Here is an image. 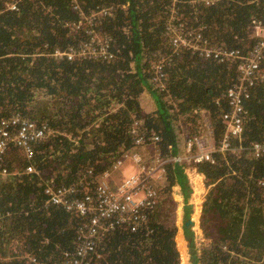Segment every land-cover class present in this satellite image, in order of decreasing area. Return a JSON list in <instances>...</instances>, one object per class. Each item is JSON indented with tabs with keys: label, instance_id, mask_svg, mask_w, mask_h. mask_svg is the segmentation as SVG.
Segmentation results:
<instances>
[{
	"label": "trees",
	"instance_id": "obj_1",
	"mask_svg": "<svg viewBox=\"0 0 264 264\" xmlns=\"http://www.w3.org/2000/svg\"><path fill=\"white\" fill-rule=\"evenodd\" d=\"M7 3L15 10H6ZM99 10L108 14L87 19ZM254 22L264 24L259 0H0V121L19 114L52 131L33 147L30 162L16 148L3 159L11 176L0 179V264H31L27 255L55 264L75 250L85 220L46 204L45 186L103 182L133 148L135 120L142 119L141 131L158 135L163 159L179 152L173 124L180 118L184 125L195 123L194 110L210 112L218 142L224 97L238 78L235 63L174 47L167 28L178 26L199 45L246 54L258 41L251 35ZM92 37L99 40L93 49L105 44L111 58L53 57L56 51L75 53ZM260 72L263 78L243 99L241 141L213 154L212 163L195 165L207 186L216 185L201 210L208 244L192 252L191 264H264V157L247 152L264 143V66ZM145 92L154 100L150 113L141 108ZM29 164L36 174H22ZM163 178L152 186L155 197L138 229L106 234L90 264H180L172 193L176 187L183 196L182 229L193 248L184 225L192 189L181 163H167Z\"/></svg>",
	"mask_w": 264,
	"mask_h": 264
},
{
	"label": "built area",
	"instance_id": "obj_2",
	"mask_svg": "<svg viewBox=\"0 0 264 264\" xmlns=\"http://www.w3.org/2000/svg\"><path fill=\"white\" fill-rule=\"evenodd\" d=\"M213 1L205 0L206 3H213ZM259 1L264 4V0ZM5 8L6 10H15V5L7 3ZM107 14L108 11L99 10L87 19ZM174 14L175 11L172 10V16ZM169 20L172 22L174 17H170ZM167 35L171 38V44L176 48L184 46L199 52L205 59L235 63L238 73L237 82L225 94L226 108L219 115V123L223 128L221 138L218 142L214 140L210 112L194 110L192 116L195 123L187 124L193 126V132L188 135L180 134L182 127L187 129L182 118L178 120V123L173 124L176 140L183 137L186 142L183 147H179V152L175 157L163 159L158 151L160 142L158 135L155 133L146 134L141 131L143 121L138 119L133 122L130 128L133 148L123 153L110 172L103 174V178H101L104 179L103 182L94 185L90 181L80 179L73 185L56 188H52L51 183L46 184L44 190L46 204L62 207L66 212H73L85 220L77 230L75 250L72 253H65L62 260L55 264H90L89 259L95 254L96 246L106 234L115 229L136 231L144 220L143 209L149 208L153 203L152 200L155 197L152 188L153 182L155 179L163 177L164 167L167 163L183 164L189 184L192 186L193 180L199 174L195 165L204 162L212 163L213 154L228 152L232 140L241 141L246 117L242 103L243 99L247 97L246 90L255 80L263 78L260 69L261 66H264V24L252 23L251 35L258 41L246 54L199 45L197 40H186L179 34L178 26L171 23L167 28ZM98 41L97 37H92L91 42L82 45L80 50L75 53L72 50L68 52L56 51L53 57L72 59L74 55H78L102 59L111 58L107 54L105 44L101 45L102 48L98 51L93 49L92 46L99 43ZM156 67L160 71V67ZM51 135L52 131L49 127H39L19 114L2 119L0 121V178L5 179L11 176L9 171L3 167V159L11 148L21 151L23 157L30 162L33 158V147ZM147 149L152 151L151 159L148 162L139 153ZM247 152L255 159L264 157V143L252 144ZM125 161L131 162L136 167V170L130 175L122 171V167L127 163ZM22 174H36V171L29 164L24 168ZM202 178L204 180L203 176ZM260 185L264 188V182H261ZM209 187L213 188L214 185H209ZM26 260L31 264H43L29 255L26 256Z\"/></svg>",
	"mask_w": 264,
	"mask_h": 264
},
{
	"label": "rangeland",
	"instance_id": "obj_3",
	"mask_svg": "<svg viewBox=\"0 0 264 264\" xmlns=\"http://www.w3.org/2000/svg\"><path fill=\"white\" fill-rule=\"evenodd\" d=\"M153 103H154L153 98H151V96H150L149 93H146L145 92L143 94L142 98H141V108L145 111V113H150L151 111H153V106H154ZM185 126H187V129H186V127H184V128L182 127L181 128V132H180L181 135H188V134H190V133L193 132V126H190V125H185ZM175 128L177 129L176 126H175ZM194 129H195V127H194ZM183 139H184L183 137H180V140H179L180 147L182 146V140ZM139 153L141 154V156L143 157V159L146 162H148L151 159V156L150 155H151L152 151L150 149L144 150L143 152H139ZM125 162H127V163L122 167V171L125 172V174L130 175V174H132L136 170V167L131 162L130 163L128 161H125ZM161 178H163V177H161ZM161 178L155 179L154 182H153V186L154 185H160V181H163L164 180V179L161 180ZM199 181H200L201 186L204 185V188L206 190L203 191L201 189V187H199V189L196 190L195 198H196V201L198 202L199 197L203 196V194L205 193V195H204L205 197L202 200L203 203H204L205 202V198L207 197L206 195L208 194V190L211 189V188L205 184V181L204 180H203V182H202V180H199ZM215 185H216V183L214 184V186ZM182 201L179 202V200H178V202H175L176 205H175V210H174V214H173V217H172V222L177 227V234L175 236V241H176V245L178 246V249L180 250V257H181V254L183 253V257H182L184 259L183 264H191L192 263V261H191V254H192V252H197L198 253V250L200 249V247L201 246H204L205 244H208V243H207V241L204 240V237H203L204 234H203V231L201 229V223H200V220H201V217H202V211H201V213H200V220H199V224H200L199 229L201 231V232L200 231L199 232L202 233V237H203L202 238V243L201 244L199 243L201 246L200 247L197 246V245H199L198 242H195L194 243V238H195L194 233H195V231H197V229L193 230L192 229V225H191L189 231H192V244H193V248H191L190 246H187L186 241H187V239H189V234L188 235L187 234L185 235L183 233V229H182L183 221L185 219L184 217L186 215V211L187 210L185 209L186 208V205L184 203V199ZM190 211L192 212L193 209L190 208ZM198 211H199V209H194V212H195L196 215L199 213ZM190 213L188 214V219H190ZM193 236H194V238H193ZM179 237H180V240L181 241H178V238Z\"/></svg>",
	"mask_w": 264,
	"mask_h": 264
},
{
	"label": "crops",
	"instance_id": "obj_4",
	"mask_svg": "<svg viewBox=\"0 0 264 264\" xmlns=\"http://www.w3.org/2000/svg\"><path fill=\"white\" fill-rule=\"evenodd\" d=\"M130 174V173H129ZM1 180H4V178H0ZM6 179V178H5ZM199 180H202V182H203V178H202V175L201 174H198L197 176H196V178H195V180H193V185L191 186V189H192V191H191V193H190V196H189V199H188V205L190 206V208H192V209H199V213L196 215L195 214V212L194 211H190L191 213H190V220H191V225H192V229L193 230H195V229H197V231H195V233H194V236H195V238H194V236H193V238H194V243L195 242H198V244L200 243H202V238L204 237H202V233H200L201 231H200V229H199V226H200V224H199V220H200V213H201V209H202V204H203V199H204V195H205V193L203 194V196H201V197H199V199H198V202L196 201V198H195V193H196V190L197 189H199V187H201V189L203 190V191H205L206 189L204 188V185H202L201 186V184H200V181ZM202 191V192H203ZM177 192V193H176ZM176 195H175V194ZM175 196H174V195ZM173 201H174V203L175 202H178V200H179V202L180 201H182L183 200V197L181 196V194H180V189L179 188H174L173 189ZM180 194V195H179ZM183 202V201H182ZM176 204V203H175ZM182 225V224H181ZM200 231V232H199ZM178 241H181L180 240V237L178 238ZM188 241H189V243H188ZM190 239H187V241H186V244H187V246H189L190 245ZM197 245L198 247H200L201 245ZM196 245V244H195ZM177 250H179L178 249V246H177ZM184 250V249H183ZM199 251V250H198ZM178 253H179V256H180V250L178 251ZM183 257V253L181 254V259H180V264H183V262H184V259L182 258Z\"/></svg>",
	"mask_w": 264,
	"mask_h": 264
},
{
	"label": "water",
	"instance_id": "obj_5",
	"mask_svg": "<svg viewBox=\"0 0 264 264\" xmlns=\"http://www.w3.org/2000/svg\"><path fill=\"white\" fill-rule=\"evenodd\" d=\"M191 220L190 219H187V221L184 223V225H185V227H187V228H189V227H191ZM188 243H189V241H188Z\"/></svg>",
	"mask_w": 264,
	"mask_h": 264
},
{
	"label": "bare ground",
	"instance_id": "obj_6",
	"mask_svg": "<svg viewBox=\"0 0 264 264\" xmlns=\"http://www.w3.org/2000/svg\"><path fill=\"white\" fill-rule=\"evenodd\" d=\"M198 111H202V110H198ZM219 140H220V139H219ZM185 142H186L185 139H183V140H182V146H181V147H183V145H184ZM177 145L180 147L179 140H177Z\"/></svg>",
	"mask_w": 264,
	"mask_h": 264
}]
</instances>
